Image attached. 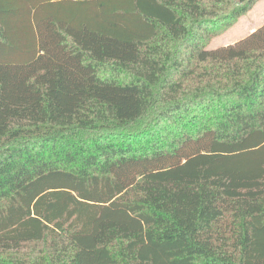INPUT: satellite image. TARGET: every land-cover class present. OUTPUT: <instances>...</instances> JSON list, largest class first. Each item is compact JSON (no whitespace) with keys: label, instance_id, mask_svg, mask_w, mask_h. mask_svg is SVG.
I'll return each instance as SVG.
<instances>
[{"label":"trees","instance_id":"16d2710c","mask_svg":"<svg viewBox=\"0 0 264 264\" xmlns=\"http://www.w3.org/2000/svg\"><path fill=\"white\" fill-rule=\"evenodd\" d=\"M260 0H0V264H264Z\"/></svg>","mask_w":264,"mask_h":264},{"label":"rangeland","instance_id":"374dc122","mask_svg":"<svg viewBox=\"0 0 264 264\" xmlns=\"http://www.w3.org/2000/svg\"><path fill=\"white\" fill-rule=\"evenodd\" d=\"M261 25L262 24L260 22L254 21L253 17L244 15L240 17L238 21L228 30L212 37L206 44V50H213L218 47L233 44L247 36L250 32L254 31Z\"/></svg>","mask_w":264,"mask_h":264},{"label":"crops","instance_id":"0c3cea01","mask_svg":"<svg viewBox=\"0 0 264 264\" xmlns=\"http://www.w3.org/2000/svg\"><path fill=\"white\" fill-rule=\"evenodd\" d=\"M263 6H264V0L258 1L255 4V6L246 15L253 17L254 21L260 22L263 25L264 24V8H263Z\"/></svg>","mask_w":264,"mask_h":264}]
</instances>
